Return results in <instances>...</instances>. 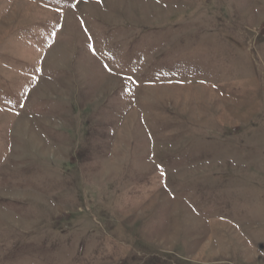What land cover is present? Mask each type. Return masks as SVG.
I'll use <instances>...</instances> for the list:
<instances>
[{"label": "rangeland", "instance_id": "374dc122", "mask_svg": "<svg viewBox=\"0 0 264 264\" xmlns=\"http://www.w3.org/2000/svg\"><path fill=\"white\" fill-rule=\"evenodd\" d=\"M0 264H264V0H0Z\"/></svg>", "mask_w": 264, "mask_h": 264}]
</instances>
